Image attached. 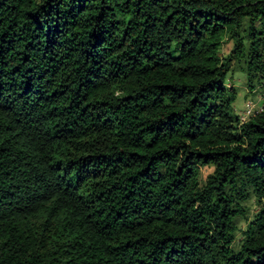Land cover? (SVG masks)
Instances as JSON below:
<instances>
[{
	"label": "trees",
	"instance_id": "16d2710c",
	"mask_svg": "<svg viewBox=\"0 0 264 264\" xmlns=\"http://www.w3.org/2000/svg\"><path fill=\"white\" fill-rule=\"evenodd\" d=\"M233 64L264 84V0H0V264H264Z\"/></svg>",
	"mask_w": 264,
	"mask_h": 264
},
{
	"label": "rangeland",
	"instance_id": "374dc122",
	"mask_svg": "<svg viewBox=\"0 0 264 264\" xmlns=\"http://www.w3.org/2000/svg\"><path fill=\"white\" fill-rule=\"evenodd\" d=\"M232 48V41L225 40L221 45L220 54L221 56L228 55L230 49ZM227 85L232 86L236 89L237 96L233 104V110L236 115L240 117L241 112L244 109V104L247 101H252L254 103H259V105L264 104V84L257 86L252 92H249V87L247 86V77L245 73L241 70L240 66L233 64L232 70L227 75ZM214 167L203 166L200 167V182L203 183L206 176L213 171ZM245 218H239L237 221L238 230L236 232V242L241 236L242 229L245 228L247 220L251 218L257 211L258 205L254 195H250L249 199L243 202ZM248 218V219H246ZM238 243L234 244L237 247Z\"/></svg>",
	"mask_w": 264,
	"mask_h": 264
},
{
	"label": "built area",
	"instance_id": "2783aa9c",
	"mask_svg": "<svg viewBox=\"0 0 264 264\" xmlns=\"http://www.w3.org/2000/svg\"><path fill=\"white\" fill-rule=\"evenodd\" d=\"M261 110H262V105H259V103H254L252 101L245 102L244 109L240 115V121L243 122L247 120L249 116Z\"/></svg>",
	"mask_w": 264,
	"mask_h": 264
}]
</instances>
